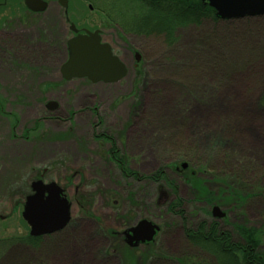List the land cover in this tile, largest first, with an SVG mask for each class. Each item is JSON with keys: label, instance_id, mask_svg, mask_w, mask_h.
<instances>
[{"label": "rangeland", "instance_id": "1", "mask_svg": "<svg viewBox=\"0 0 264 264\" xmlns=\"http://www.w3.org/2000/svg\"><path fill=\"white\" fill-rule=\"evenodd\" d=\"M48 1L36 29L0 35V264H220L229 243L240 263L229 223L255 229L264 255V15L179 22L162 0H67L127 68L91 82L61 76L62 9ZM39 174L69 219L32 236L22 211ZM176 196L181 214L167 210ZM142 219L156 233L130 247L123 232ZM212 220L229 236L202 247L189 231Z\"/></svg>", "mask_w": 264, "mask_h": 264}, {"label": "water", "instance_id": "2", "mask_svg": "<svg viewBox=\"0 0 264 264\" xmlns=\"http://www.w3.org/2000/svg\"><path fill=\"white\" fill-rule=\"evenodd\" d=\"M66 6L67 0H58ZM215 10L223 19L264 15V0H201ZM35 10H43V0H24ZM68 59L61 65L63 78L86 77L92 82H115L127 72L125 64L112 53L106 42L100 41L98 30L72 36L67 41ZM49 107L55 106L50 103ZM31 192L25 197L22 217L30 227V235L40 236L61 229L69 219V202L62 188L55 182L32 181ZM214 214L221 215L217 208ZM157 226L142 219L125 231L126 241L135 246L139 242L152 240Z\"/></svg>", "mask_w": 264, "mask_h": 264}, {"label": "trees", "instance_id": "3", "mask_svg": "<svg viewBox=\"0 0 264 264\" xmlns=\"http://www.w3.org/2000/svg\"><path fill=\"white\" fill-rule=\"evenodd\" d=\"M159 3H160V6L162 7L161 10L163 11L166 10L168 13H170L169 16L171 17L173 16L177 20H180L179 22H186V21L195 22V21H198L200 18L204 16H209V15L212 16L214 19L219 18L215 15L214 9L210 7L208 4L201 2V0H162V1H159ZM161 14L162 15L160 16V19H158L159 23H157L158 27L156 29L167 30L168 35H171V32L174 28V24L172 21H169L168 19L163 20L164 12H162ZM141 18H144V16H142ZM143 20L145 22H149L148 16ZM161 173L163 172H160L159 174L160 177L162 176ZM154 180H157V179L155 178ZM173 191H174V188H173ZM205 200L209 203L212 201L210 199L209 200L205 199ZM181 207L182 206H181L180 198H177L176 196L175 199L168 204L167 210L174 211L177 213L179 212L181 214V210H182ZM206 224H207L206 222L199 223L200 228L194 232L189 231V233L191 234V236L193 235L192 238L195 237L197 239L195 243L199 244L202 247H205V246L206 248H211V246L219 247L220 241H218L217 239L215 241L212 240L213 238L212 232L216 234L217 237H220V238L228 237L230 232L221 229L220 226H223V225H221L218 221H215V220H212L209 223L208 230L207 232H205L204 229H206V226H205ZM229 224L230 226L234 228V230L236 231L235 233L242 236L243 244L238 246L239 249L237 251L235 250L236 255L241 256V255L248 254V257H249V259L245 258L240 263H237L235 261V263L232 262V264H264V255L258 249V246H259L258 238L259 237H257L255 229L243 228L241 225H238L236 223H229ZM229 224L226 223L225 226H228ZM261 233H264V227L262 228ZM234 245L235 244L233 243L232 244L229 243V245L225 244V247L227 246L226 252H225L226 257H224V260L219 262L220 264H229L228 263L229 261H232V259L235 260L232 254V248Z\"/></svg>", "mask_w": 264, "mask_h": 264}, {"label": "flooded vegetation", "instance_id": "4", "mask_svg": "<svg viewBox=\"0 0 264 264\" xmlns=\"http://www.w3.org/2000/svg\"><path fill=\"white\" fill-rule=\"evenodd\" d=\"M46 5L43 10H35L34 8L27 5L24 0H0V35L11 34L14 31H22L28 30L30 28L36 29V23L39 16L46 13L50 6V2L48 0H43ZM59 8L62 9L60 13L61 20V31L64 35L65 40V48L67 51L66 40L77 33H83L87 30H95L98 28L91 29V27L86 26L84 24L77 25L74 19H71L68 15V3L66 8L60 4L57 0ZM88 10L91 11L93 9L91 4L87 6ZM59 29V25L57 27ZM99 30L101 40H103L101 35V30Z\"/></svg>", "mask_w": 264, "mask_h": 264}, {"label": "bare ground", "instance_id": "5", "mask_svg": "<svg viewBox=\"0 0 264 264\" xmlns=\"http://www.w3.org/2000/svg\"><path fill=\"white\" fill-rule=\"evenodd\" d=\"M226 90H228V89H226ZM237 90H239V88L237 89ZM239 92H240V90H239ZM241 109V105H240V103L236 106V105H234V104H229V105H222V110H223V112H226V113H228V112H233V110L234 111H238V110H240ZM241 136H242V138L246 141V142H253V143H255L256 145L258 144V142H257V139L256 138H254V137H251V136H248L247 134H242L241 133ZM251 140V141H250ZM89 258V257H88ZM87 261H89V259H87ZM67 264H70V263H67Z\"/></svg>", "mask_w": 264, "mask_h": 264}]
</instances>
